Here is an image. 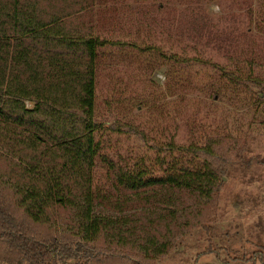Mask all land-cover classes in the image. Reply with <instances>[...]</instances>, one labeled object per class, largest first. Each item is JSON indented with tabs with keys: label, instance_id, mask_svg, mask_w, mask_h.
Masks as SVG:
<instances>
[{
	"label": "rangeland",
	"instance_id": "374dc122",
	"mask_svg": "<svg viewBox=\"0 0 264 264\" xmlns=\"http://www.w3.org/2000/svg\"><path fill=\"white\" fill-rule=\"evenodd\" d=\"M92 24L104 44L88 219L102 222L85 248L46 264H264V0H102ZM194 146L198 158L178 150ZM204 161L225 169L211 198L182 193L145 230L132 203L112 207L131 195L114 193L113 164L157 178ZM5 166L0 203L29 234L46 243L83 234L77 209L54 204L30 219ZM149 234L170 240L166 253L141 249ZM18 259L0 241V264H30Z\"/></svg>",
	"mask_w": 264,
	"mask_h": 264
},
{
	"label": "trees",
	"instance_id": "16d2710c",
	"mask_svg": "<svg viewBox=\"0 0 264 264\" xmlns=\"http://www.w3.org/2000/svg\"><path fill=\"white\" fill-rule=\"evenodd\" d=\"M101 2L0 0V161L30 219H44L49 206L56 204L79 210L83 228V234L76 232L78 238L53 237L46 243L29 234L24 222L0 203V241L19 263L71 258L95 239L102 222L98 216L89 220L90 201L98 198L92 194L99 155L95 74L97 51L104 44L94 32L92 16ZM199 149L204 148L178 147L193 156ZM200 166L145 178L143 170L132 174L113 164L114 193L131 195L112 200V207L132 203L145 230L153 214L164 220V208L174 206L182 193L213 196L225 169L208 161ZM107 200L104 195L100 201ZM144 239L141 249L153 256L166 253L171 244L168 239L157 242L151 234ZM258 254L264 262V252Z\"/></svg>",
	"mask_w": 264,
	"mask_h": 264
}]
</instances>
